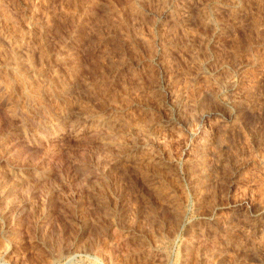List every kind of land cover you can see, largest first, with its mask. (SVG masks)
Here are the masks:
<instances>
[{
  "label": "rangeland",
  "instance_id": "rangeland-1",
  "mask_svg": "<svg viewBox=\"0 0 264 264\" xmlns=\"http://www.w3.org/2000/svg\"><path fill=\"white\" fill-rule=\"evenodd\" d=\"M263 93L264 0H0V264H264Z\"/></svg>",
  "mask_w": 264,
  "mask_h": 264
},
{
  "label": "bare ground",
  "instance_id": "bare-ground-1",
  "mask_svg": "<svg viewBox=\"0 0 264 264\" xmlns=\"http://www.w3.org/2000/svg\"><path fill=\"white\" fill-rule=\"evenodd\" d=\"M186 1H187V0H186ZM177 14H178V13H177ZM224 34H225V33H224ZM166 47H167V46H166ZM166 53H167V52H166ZM177 91H178V90H177ZM184 93H185V92H184ZM263 94H264V93H263ZM244 95H245V94H244ZM174 97H175V96H174ZM247 97H248V96H247ZM233 98H234V97H233ZM243 98H244V97H243ZM249 100H250V99H249ZM252 101H253V100H252ZM250 102H251V101H250ZM250 102H249V103H250ZM253 103H254V102H253ZM251 104H252V103H251ZM247 106H248V105H247ZM252 106H253V105H252ZM85 116H86V115H85ZM80 118H81V117H80ZM80 118H79V119H80ZM81 119H82V118H81ZM95 119H96V118H95ZM90 122H91V121H90ZM78 123H79V122H78ZM99 123H100V122H99ZM101 123H103V122H101ZM109 123H110V122H109ZM82 124H83V123H82ZM104 124H105V122H104ZM104 124H103V125H104ZM107 124H108V122H107ZM83 125H84V124H83ZM86 125H87V124H86ZM110 125H111V124H110ZM96 126H97V125H96ZM84 127H85V126H84ZM100 127H102V126H100ZM108 127H109V126H108ZM105 128H106V127H105ZM98 129H100V128H98ZM101 129H102V128H101ZM103 129H104V127H103ZM107 129H108V128H107ZM107 129H106V130H107ZM82 130H83V129H82ZM94 130H95V129H94ZM108 130H109V129H108ZM109 131H111V129H110ZM106 132H108V131H106ZM112 132H113V131H112ZM218 137H219V136H218ZM204 147H205V146H204ZM211 148H212V147H211ZM211 151H212V150H211ZM209 152H210V151H209ZM198 153H199V152H198ZM211 153H212V152H211ZM211 153H210V154H211ZM198 155H199V156H197V157H198V159H199L200 161H204V162H205V160L207 161V159L210 158V156L208 157V155H209L208 152H207V151H204V150H203L202 152H200V154H198ZM139 157H140V156H139ZM192 159H193V158H192ZM194 159H195V158H194ZM214 161H215V160H214ZM128 162H129V161H128ZM211 163H212V162H211ZM200 164H201V163H200ZM200 164L198 163V165H200ZM204 164H205V163H204ZM204 164H203V165H204ZM207 164H208V163H207ZM207 164H206V165H207ZM193 165H194V164H193ZM203 165H200V166H199V170H198V172L196 171V173H192V174L190 173V174H191V177H193V178H191V179H194V181H196V182H194V183L192 182L193 184L196 183V184L199 185V183H200L201 180L198 181V179H196V177H197L198 174H201V176H202V177H205V178L208 177V176H206V173H205L206 168H204ZM191 166H192V165H191ZM195 166H196V165H195ZM195 166H194V167H195ZM206 167H207V166H206ZM207 168H208V167H207ZM187 170H188V169H187ZM193 172H194V169H193ZM207 172H208V171H207ZM211 176H212V175H211ZM199 178H200V177H199ZM201 179H202V178H201ZM209 179H210V178H209ZM205 180H206V179H205ZM203 181H204V180H203ZM212 182H213V181H212ZM196 187H197V186H196ZM195 190H196V189H195ZM197 190H198V189H197ZM201 192H202V191H201Z\"/></svg>",
  "mask_w": 264,
  "mask_h": 264
}]
</instances>
